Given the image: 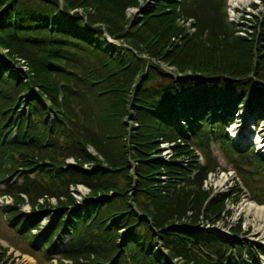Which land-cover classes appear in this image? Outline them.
I'll use <instances>...</instances> for the list:
<instances>
[{"label":"trees","instance_id":"obj_1","mask_svg":"<svg viewBox=\"0 0 264 264\" xmlns=\"http://www.w3.org/2000/svg\"><path fill=\"white\" fill-rule=\"evenodd\" d=\"M110 1L118 7L126 5L125 0ZM223 1L151 0L152 4H145L147 19L143 22L153 35L147 42L153 44L144 45L145 50L135 44L129 51L105 41L106 35L112 37L108 25L106 30L96 27L88 9L74 12L82 7L81 2L0 0V185L10 177L21 180L3 189L0 186V197L13 200V207L6 211L21 221L18 235L23 245L10 239L14 247L34 255L40 264H52L50 251L57 248L55 241L70 235L63 253L70 264L225 262L221 247L225 244L217 238L199 241L190 229L200 223L201 214L205 221L215 223L224 211L219 198L210 200L201 211L210 196L201 185L215 169L210 140L224 145L229 158L235 151L228 143L226 125L236 111L250 107L258 116L264 114V35L259 54L244 55L250 63L238 65L243 60L237 42L229 45L213 33L225 32L221 19L225 15L219 6ZM22 14L27 16L20 18ZM181 19H193L194 35L175 23ZM93 36L103 39L105 46ZM137 51L147 54L142 62L144 69H150L127 107L129 88L144 71L135 63L132 52ZM151 61L165 64L176 76ZM189 71L194 77L190 78ZM207 73L218 78L209 87L200 78ZM143 81L149 84L145 87ZM154 81L164 85L156 88ZM176 106L181 110L177 113L188 119L182 135L173 120ZM124 118L131 121L126 123ZM161 143L169 144L171 150L165 162L157 159ZM192 146L202 152L203 165L197 163ZM235 153L237 159L229 161L250 199L264 204V158L254 148ZM129 158L136 164V189ZM70 160L75 165L68 164ZM183 160L186 166L179 164ZM157 176H163L164 182L156 184ZM79 185L90 190L86 210L70 191ZM26 204L33 216L19 211ZM187 210L191 217H186ZM50 217L54 221L39 246L31 232ZM232 230L239 234L240 224ZM121 231L128 233L122 246ZM0 237L6 239L1 232ZM157 241L170 258L162 256ZM0 250L1 264L5 250Z\"/></svg>","mask_w":264,"mask_h":264},{"label":"rangeland","instance_id":"obj_2","mask_svg":"<svg viewBox=\"0 0 264 264\" xmlns=\"http://www.w3.org/2000/svg\"><path fill=\"white\" fill-rule=\"evenodd\" d=\"M57 1L61 5L63 3L64 4L75 3L76 1H78L79 3L81 2L80 5L82 7H79L77 9L75 8L74 12H76V11L82 12L83 8H86L89 10L90 15L92 16V19L95 22H97L96 27H101V28L103 27L105 29L106 28L105 25H108V27H109V30H108L109 33L108 34L109 35L112 34V37L106 35L105 41L106 42L108 41L114 47H122V48L130 51L133 48L132 45L135 46V44H137L140 46L141 49L145 50L146 47H144V45L145 46L147 45L149 47L151 44H153L151 42L150 43L147 42L150 39V37H152L153 35H150L148 32V29L146 27L147 22L146 21L143 22L145 19H147L146 12L144 11L145 4H147V3L152 4L151 0H125L124 4H126V5H123L122 7H118V5H115L112 1H110L113 4V5H111V3L108 2V0H57ZM229 3H230V0H224L219 5L221 12H224V15H225V16L223 15L224 17L221 18L224 20L223 31H225V32L222 34L215 33V32H213V33L218 38L219 37L225 38V42L229 43V45L231 44L230 41H236L237 42V44L239 45L238 49L241 52L240 53L241 54L240 60H243V62L239 61V63H237V64L244 66V65H246L245 64L246 62H248V63H250V62H249V59H247L248 58L247 56L245 58H242V57L246 54H252V55L259 54V50H260L259 48L263 47V43L261 45V42H260V37L262 35H264V26H263L264 25V0H245L244 6L240 5L239 7H237L236 9H234L232 11H231V8L229 6ZM80 14H82V13H80ZM26 16H27L26 14H22V15H20V18H25ZM83 16L86 18L85 15H83ZM59 22L60 21L57 20L58 24H59ZM261 22H262V25H261ZM175 23L179 27L186 29L187 34L194 35V33L196 32V28L194 26L193 19L176 20ZM78 27H79V25L76 27V29ZM153 32L155 34V38H158L159 35L156 34L155 29H153ZM114 35H117V36L114 37ZM93 38H94L93 40L97 39V38H95V36H93ZM205 38H206V35L204 34L203 39H205ZM97 41H100L101 45H103L102 47L105 46L103 39L98 38ZM153 47H154V50H156L157 45H155ZM246 47L248 48V50H245ZM250 49H251V51L249 52ZM253 49H254V51H253ZM116 54H119V53H117V51H116ZM121 54L123 55L122 57H124V59H126V60L131 59V57L128 54H126V53H121ZM132 54H135V60H136L135 63L137 65L143 67V69H144V66L146 65V63L144 64V62H142V61H144V59L147 58V54H144L142 52L140 54V53H138V51H137V53L132 52ZM114 59L119 61L118 59H121V58L118 56L117 57L114 56ZM150 64L157 65L158 67H160L163 71L167 72L172 77L176 76V75L172 74L171 71H173V70L171 68H168L163 63L151 61ZM120 66H122L121 67L122 69L126 68V67H123L122 64ZM149 69L150 68L147 67L146 69H144V71L142 70V72H139V74H137V76H135L134 82L132 85L133 87L131 86L129 88L130 91L126 97V98H128V100L126 102L127 107H130V105L128 104L129 103L128 101L130 100L129 99L130 96L131 97L134 96V94L137 93V90H140L139 85H141V78L144 75L147 76ZM187 74L190 75V78L194 77L192 75L193 73L191 74V71L187 72ZM126 75H128V74H126ZM205 76H207V77H205V78L200 77V78L203 79L201 81L207 87H209L212 84V81L218 80V78H212L214 76L209 74V73H207V75H205ZM148 78H150V77L148 76ZM126 79H128V76H126ZM129 80L130 81L133 80L132 75H131V77H129ZM142 83H144V86L149 84L148 82H145V81H143ZM152 85H154L156 88H158L159 86H162L164 84L162 83V81H156V82L154 81L152 83ZM150 86H151V84H150ZM115 100L116 99L114 98L113 102H115ZM133 103L134 102H132V104ZM257 115H258L257 111L254 112L253 114L252 113L250 114L249 112H247L246 110L243 109L237 116V120H236L237 123H236L235 127L230 129L231 132L233 134H235L237 131H244V133H246L248 135L249 139L255 140L258 142L262 141L263 139L261 136L264 134V118H263L262 122L259 123L260 127L259 126L257 127L258 132L253 130L254 118ZM261 116H262V113L260 112L259 117L261 118ZM124 119H125L126 123H127V121L128 122L131 121V120H127L128 118H124ZM134 125H136V124H134ZM130 126H131V124H130ZM125 143H127L126 139H125ZM110 146H113V142H111ZM158 149H160L159 150L160 154L158 155L157 159H161V161L163 160L165 162L171 158L170 157L171 153L168 150V145L161 143L160 145H158ZM90 152L94 156L96 155L95 152L93 151V149H90ZM212 156H213V158L217 164V167L219 169H222V170L229 169L230 166H229L228 162L226 161V159L224 158L223 154L221 153V150L218 148L217 145L212 146ZM128 160L130 162L129 166H130L131 175H133V177H134L133 188L136 189L138 187V182H137L138 178L135 177V173H134L135 172L134 168H135L136 164H135V162H133V160L131 158H129ZM68 164L75 165L73 160L68 161ZM86 168L87 169L91 168V166L87 165ZM162 178H163V176H157L156 177V184L157 183L159 184L160 182L163 183L164 179L162 180ZM211 183L215 184L216 182H215V180H212ZM216 190L218 191V189H216ZM71 194L73 195V197L76 200L78 199L80 201L81 199H84L85 197L89 196L90 190L86 186L79 185V186H76L75 188L74 187L72 188ZM5 205L6 206L10 205V202L9 201L5 202ZM205 207H206V205H204L202 207L201 211H203L205 209ZM225 209L229 211L230 215L229 214L223 215V213L226 210L221 212V215L219 217L220 220L216 223L217 229H219L220 231H228L229 228L232 229L234 226H236L237 224L240 223L242 230L247 228V230L249 231V234H250V235H248L249 238H252V236L254 235V238H256V239L261 238V240L263 241V239H262L263 233L261 231H258V229H260V227L264 226L262 224V220H260V218L258 219V218L252 216L251 214H249L245 211H244V213L239 211L237 205H232L230 207L226 206ZM20 210L27 213V214H31V209L28 206L21 207ZM2 211L3 210L0 207V232L4 231L7 236L12 237L13 236L12 230L14 231L15 229L7 226V223H8V221H10L9 220L10 217H13L14 214L9 213V215H8ZM169 213H165V214L169 215ZM191 214H192L191 210H187V213H185L187 218L191 217ZM176 215H175V213H174V215L172 213L170 214L171 217L172 216L177 217ZM199 220H201V221H200V224L197 225V227L201 231L204 228L208 229L207 226L202 227V225H201L202 222L203 223L209 222L207 220L206 221L204 220L202 214L199 216ZM184 221L187 223L189 221V219H184ZM50 222H51L50 220H46V221H44L43 225L46 226ZM175 223H179V222H175ZM197 227L195 230H197ZM8 229H11V230H8ZM234 235H236V234H234ZM14 237L16 238V236H14ZM221 238H223V236H221ZM231 239L233 240V238H231ZM156 244L158 246H160L159 241H157ZM0 245H2L4 248H8L7 254H6V257L10 254V259L8 260V262H9L8 264H38L37 262H35L34 259H32V260L26 259L23 256H20V253L18 251H16L15 249H13L12 247H10L7 242L0 240ZM177 249H179V248H177ZM226 250H228L227 246L223 245L222 253H224ZM231 251H234V252L236 251L237 255L239 256L241 264H245V263H243V256L245 255L246 252L248 254H250V256H252L251 248L248 244L246 247H243L242 245L238 244L236 246V248H231ZM221 255L222 254H220L219 256L221 257ZM59 256H60L59 254H56L55 257L59 258ZM172 262L175 263V261H172ZM176 262L181 264L180 259L176 260Z\"/></svg>","mask_w":264,"mask_h":264},{"label":"bare ground","instance_id":"obj_3","mask_svg":"<svg viewBox=\"0 0 264 264\" xmlns=\"http://www.w3.org/2000/svg\"><path fill=\"white\" fill-rule=\"evenodd\" d=\"M245 0H230L229 6L231 8V11L239 7L240 5L244 6ZM263 141H264V134L261 136ZM264 145V142H262ZM262 148V147H261ZM264 149V146H263ZM242 209L246 211L247 213H250L252 216L256 218H260L264 220V207H256L255 205L252 204H243ZM262 226V225H261ZM258 231H261L263 233L264 237V226L260 227Z\"/></svg>","mask_w":264,"mask_h":264}]
</instances>
